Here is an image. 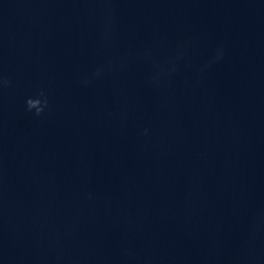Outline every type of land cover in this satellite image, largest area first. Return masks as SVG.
Wrapping results in <instances>:
<instances>
[{"label":"water","instance_id":"1","mask_svg":"<svg viewBox=\"0 0 264 264\" xmlns=\"http://www.w3.org/2000/svg\"><path fill=\"white\" fill-rule=\"evenodd\" d=\"M0 264H264L152 0H0Z\"/></svg>","mask_w":264,"mask_h":264},{"label":"clouds","instance_id":"2","mask_svg":"<svg viewBox=\"0 0 264 264\" xmlns=\"http://www.w3.org/2000/svg\"><path fill=\"white\" fill-rule=\"evenodd\" d=\"M42 94L43 93H41V95ZM26 104H27L28 110L31 111V110L35 109L37 115H39L43 111V107L41 106L40 99H32V98H29L26 101ZM45 105H46V101H45Z\"/></svg>","mask_w":264,"mask_h":264}]
</instances>
